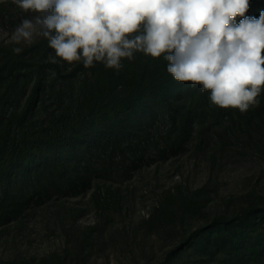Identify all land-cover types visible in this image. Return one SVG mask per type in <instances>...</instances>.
Instances as JSON below:
<instances>
[{
  "label": "trees",
  "instance_id": "trees-1",
  "mask_svg": "<svg viewBox=\"0 0 264 264\" xmlns=\"http://www.w3.org/2000/svg\"><path fill=\"white\" fill-rule=\"evenodd\" d=\"M250 5L246 15L258 17L264 0H250ZM5 6L0 2V9L8 13L15 8ZM2 45L12 54L15 42ZM30 49L17 57L6 55L0 68V223L32 202L87 193L101 173L137 169L158 124L165 126V131L159 133L154 146L175 155L189 146L196 134L211 143L226 134L237 138L234 129L221 127L226 119H236L241 128L252 132L261 121L264 94L260 106L244 114L219 108L198 85L175 81L162 58L140 53L132 64L124 62L117 73L99 63L89 69L80 63H47L54 52L45 39ZM34 51L36 56L28 54ZM26 78L32 82L28 91ZM127 152L131 158L126 157ZM106 178L110 182L111 174ZM12 190L17 193L13 195ZM104 192L98 201L106 206L111 196L120 195L112 186ZM198 192L177 189L164 203L170 205L168 209L173 206L170 213L186 214L198 205ZM260 211L249 206L240 217L217 215L190 233L184 243L170 248L164 264H176L184 252L199 253L204 238L222 242L221 264H264V209ZM192 254L195 258L186 255L190 259L186 264H201Z\"/></svg>",
  "mask_w": 264,
  "mask_h": 264
},
{
  "label": "rangeland",
  "instance_id": "rangeland-1",
  "mask_svg": "<svg viewBox=\"0 0 264 264\" xmlns=\"http://www.w3.org/2000/svg\"><path fill=\"white\" fill-rule=\"evenodd\" d=\"M4 2L15 8H10L9 13L0 9V68L6 55L16 56L12 51L7 53L2 43L14 42V28L30 15L18 10L12 0ZM41 40L36 38V42ZM14 47H22L18 54L22 55L32 45L15 43ZM28 54L36 56L35 51ZM124 62L132 64L127 59ZM24 80L28 91L32 82ZM259 116L261 121L254 132L241 128L236 119H226L221 127L234 129L237 138L226 134L225 139L211 143L196 134L191 144L175 155L154 146L159 133L165 131V126L158 124L150 133L147 152L137 169L101 173L94 177L87 193L32 202L15 217L0 223V264H164L170 248L184 243L190 233L217 215L240 217L249 206L261 212L264 107ZM126 155L132 157L129 152ZM110 174L111 183L106 178ZM107 186L120 190L118 197L107 200L109 206L98 201ZM177 189L199 190L198 205L186 214L170 213L173 206L168 209L170 205L164 203ZM16 193L12 190L13 195ZM203 241L205 245L199 253L184 252L176 264H186V255L194 257L192 253L201 264H221L223 258L217 257L224 250L222 242L207 238Z\"/></svg>",
  "mask_w": 264,
  "mask_h": 264
},
{
  "label": "clouds",
  "instance_id": "clouds-1",
  "mask_svg": "<svg viewBox=\"0 0 264 264\" xmlns=\"http://www.w3.org/2000/svg\"><path fill=\"white\" fill-rule=\"evenodd\" d=\"M4 2V0H0ZM30 15L12 40L37 37L54 55L47 63H97L119 72L136 53L167 62L177 82L198 85L211 103L244 114L264 94V9L246 15L250 0H12ZM22 47L12 48L20 54ZM83 73L79 76L82 78ZM218 259L223 254H218Z\"/></svg>",
  "mask_w": 264,
  "mask_h": 264
}]
</instances>
